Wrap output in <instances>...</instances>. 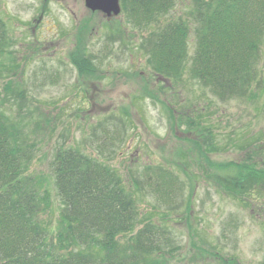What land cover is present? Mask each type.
Returning a JSON list of instances; mask_svg holds the SVG:
<instances>
[{"label": "rangeland", "instance_id": "374dc122", "mask_svg": "<svg viewBox=\"0 0 264 264\" xmlns=\"http://www.w3.org/2000/svg\"><path fill=\"white\" fill-rule=\"evenodd\" d=\"M119 6L118 15H106L83 0H0L1 108L35 144L29 169L46 173L62 143L116 167L139 227L152 223L161 235L165 252L154 255L156 264H263L264 187L240 204L218 179L249 178L245 166L264 172V93L223 101L194 79L192 31L179 80L148 67L144 38L167 20H190V0H174L147 26ZM85 56L94 70L73 62ZM48 186L44 219L53 228L62 203Z\"/></svg>", "mask_w": 264, "mask_h": 264}, {"label": "trees", "instance_id": "16d2710c", "mask_svg": "<svg viewBox=\"0 0 264 264\" xmlns=\"http://www.w3.org/2000/svg\"><path fill=\"white\" fill-rule=\"evenodd\" d=\"M190 2V20H167L144 38L141 47L152 72L181 78L192 31L195 45L188 68L194 79L223 101H251L264 93L260 65L264 0ZM122 4L147 26L174 0H122ZM5 43L0 20V54ZM92 56L73 62L92 71ZM1 104L0 264H156L154 255L165 252L161 235L152 223L139 227L140 211L117 168L62 143L53 148L46 173L31 171L35 144L24 125L6 114ZM261 104L264 108V100ZM247 144L252 147V142ZM241 170L249 178L218 180L227 196L246 204L249 196L257 199V191L262 192L264 172L255 173L249 166ZM50 181L62 203L53 228L44 219L51 202Z\"/></svg>", "mask_w": 264, "mask_h": 264}, {"label": "water", "instance_id": "95a60500", "mask_svg": "<svg viewBox=\"0 0 264 264\" xmlns=\"http://www.w3.org/2000/svg\"><path fill=\"white\" fill-rule=\"evenodd\" d=\"M84 5L92 10H99L106 15H117L120 11L119 0H84Z\"/></svg>", "mask_w": 264, "mask_h": 264}, {"label": "flooded vegetation", "instance_id": "af4514ba", "mask_svg": "<svg viewBox=\"0 0 264 264\" xmlns=\"http://www.w3.org/2000/svg\"><path fill=\"white\" fill-rule=\"evenodd\" d=\"M42 16H43V10H42V13H41V16H40V18H39V23L41 24V25H43V18H42ZM3 22V26H4V21H2ZM4 30H5V26H4ZM6 32V31H5Z\"/></svg>", "mask_w": 264, "mask_h": 264}]
</instances>
